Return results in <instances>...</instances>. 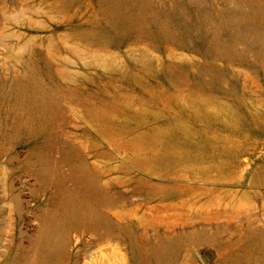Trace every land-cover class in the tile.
<instances>
[{
	"label": "rangeland",
	"instance_id": "374dc122",
	"mask_svg": "<svg viewBox=\"0 0 264 264\" xmlns=\"http://www.w3.org/2000/svg\"><path fill=\"white\" fill-rule=\"evenodd\" d=\"M0 264H264V0H0Z\"/></svg>",
	"mask_w": 264,
	"mask_h": 264
},
{
	"label": "bare ground",
	"instance_id": "6f19581e",
	"mask_svg": "<svg viewBox=\"0 0 264 264\" xmlns=\"http://www.w3.org/2000/svg\"><path fill=\"white\" fill-rule=\"evenodd\" d=\"M98 59L100 60V58H98ZM98 59H97V60H98ZM99 60H98V61H99ZM101 60H102V59H101ZM101 60H100V61H101ZM103 60H105V57H104ZM103 60H102V61H103ZM108 61H109V60H108ZM110 62H111V61H110ZM97 63H98V62H97ZM106 63H107V61H106ZM106 63H104V65H105ZM100 64H101V63H100ZM109 64H110V63H109ZM106 66H107V65H106ZM110 67H111V64H110Z\"/></svg>",
	"mask_w": 264,
	"mask_h": 264
}]
</instances>
